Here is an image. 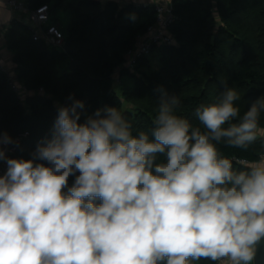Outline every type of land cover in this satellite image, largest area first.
<instances>
[{"label":"clouds","instance_id":"obj_1","mask_svg":"<svg viewBox=\"0 0 264 264\" xmlns=\"http://www.w3.org/2000/svg\"><path fill=\"white\" fill-rule=\"evenodd\" d=\"M237 100L226 87L219 102L197 107L202 131L161 90L150 135H133L116 107L81 123L85 105L74 100L28 160L7 157L13 141L0 135V264H250L264 240V153L237 161L238 171L216 145L246 151L264 137V100L242 117Z\"/></svg>","mask_w":264,"mask_h":264},{"label":"trees","instance_id":"obj_2","mask_svg":"<svg viewBox=\"0 0 264 264\" xmlns=\"http://www.w3.org/2000/svg\"><path fill=\"white\" fill-rule=\"evenodd\" d=\"M42 4L49 5L50 16L57 8L69 13L62 46L36 37L31 22L14 19L4 33L14 66L11 76L0 65V135L6 133L13 141L6 146L9 158L32 159L38 145L51 139L58 109L74 100L85 105L81 123L97 109L116 107L131 122L133 135H150L161 90L177 96L175 114L202 131L196 108L219 102L226 87L239 95L234 103L240 117L253 102L264 100V0H172L173 20L166 30L170 42H151L149 53L137 57L134 68L127 66L128 53L157 24V5L134 0L26 2L29 11ZM68 42L71 52L64 50ZM124 78L132 83L117 84ZM11 82L24 90H14ZM259 127L264 128V110ZM216 147L235 170H244L237 161L258 160L264 137L246 151L224 142ZM74 181L75 175L69 176V188ZM216 262L201 258L190 264Z\"/></svg>","mask_w":264,"mask_h":264},{"label":"built area","instance_id":"obj_3","mask_svg":"<svg viewBox=\"0 0 264 264\" xmlns=\"http://www.w3.org/2000/svg\"><path fill=\"white\" fill-rule=\"evenodd\" d=\"M8 5L15 10L21 11L24 6L18 0H4ZM158 12L157 24L149 27L148 35L142 37L137 42V47L128 54L131 56L128 60L127 66L134 68V62L137 57L147 55L150 51L151 42H170L167 37L166 30L173 20L172 7L157 6ZM50 8L48 4H42L29 13V21L35 31V36L43 37L48 45L62 46L63 34L56 25L49 24ZM11 87L14 90L22 91L24 87L11 82ZM7 171V164L5 161L0 162V175H4ZM215 264H219L216 262Z\"/></svg>","mask_w":264,"mask_h":264},{"label":"crops","instance_id":"obj_4","mask_svg":"<svg viewBox=\"0 0 264 264\" xmlns=\"http://www.w3.org/2000/svg\"><path fill=\"white\" fill-rule=\"evenodd\" d=\"M24 6L21 11L13 10L4 0H0V65L6 68L11 72V76H14V66L12 61V53L8 50L4 38V33L8 25L14 19L21 20L25 23H30L29 21V13L30 11L27 8L26 2L27 0H18ZM139 2H151V0H134ZM172 0L165 3V0H159L158 3H154L157 6L167 7L171 5ZM50 20V19H49ZM49 22V21H48ZM61 28V27H60ZM3 176V175H0ZM253 264V260L250 262Z\"/></svg>","mask_w":264,"mask_h":264},{"label":"rangeland","instance_id":"obj_5","mask_svg":"<svg viewBox=\"0 0 264 264\" xmlns=\"http://www.w3.org/2000/svg\"><path fill=\"white\" fill-rule=\"evenodd\" d=\"M10 7L13 10H15L12 6H10ZM15 11H17V10H15ZM49 17H50V20L48 23L52 24V25H56L59 28V30L61 32H63L62 30L67 25L70 16H69V13L66 9L57 8V9L51 11V16L49 14ZM116 82H117V84H119L121 86L132 83V81L128 80L127 78H124L122 80H117Z\"/></svg>","mask_w":264,"mask_h":264},{"label":"water","instance_id":"obj_6","mask_svg":"<svg viewBox=\"0 0 264 264\" xmlns=\"http://www.w3.org/2000/svg\"><path fill=\"white\" fill-rule=\"evenodd\" d=\"M64 50L65 51H72L71 44L70 42L66 43L64 45ZM253 264H264V240H262L256 248V254L253 259Z\"/></svg>","mask_w":264,"mask_h":264}]
</instances>
